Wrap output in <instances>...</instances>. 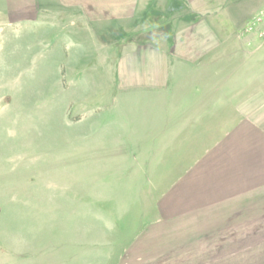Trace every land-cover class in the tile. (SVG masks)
<instances>
[{
	"label": "crops",
	"instance_id": "1",
	"mask_svg": "<svg viewBox=\"0 0 264 264\" xmlns=\"http://www.w3.org/2000/svg\"><path fill=\"white\" fill-rule=\"evenodd\" d=\"M235 1L0 0L8 25H60L100 44L112 105L137 102V149L174 150L157 206L174 220V253L159 264H264V23L245 31Z\"/></svg>",
	"mask_w": 264,
	"mask_h": 264
},
{
	"label": "rangeland",
	"instance_id": "2",
	"mask_svg": "<svg viewBox=\"0 0 264 264\" xmlns=\"http://www.w3.org/2000/svg\"><path fill=\"white\" fill-rule=\"evenodd\" d=\"M235 2L244 26L264 23V0ZM62 29L0 20V264H159L174 253L157 208L174 150L137 149L111 54Z\"/></svg>",
	"mask_w": 264,
	"mask_h": 264
},
{
	"label": "built area",
	"instance_id": "3",
	"mask_svg": "<svg viewBox=\"0 0 264 264\" xmlns=\"http://www.w3.org/2000/svg\"><path fill=\"white\" fill-rule=\"evenodd\" d=\"M261 18L260 17H253L251 22H249L246 26H245V31H251L253 30L256 25H258L259 23H261ZM259 36L264 38V29H261L259 31Z\"/></svg>",
	"mask_w": 264,
	"mask_h": 264
}]
</instances>
